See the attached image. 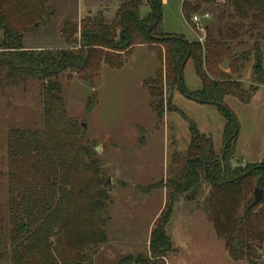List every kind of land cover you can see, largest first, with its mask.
Masks as SVG:
<instances>
[{
  "label": "trees",
  "instance_id": "1",
  "mask_svg": "<svg viewBox=\"0 0 264 264\" xmlns=\"http://www.w3.org/2000/svg\"><path fill=\"white\" fill-rule=\"evenodd\" d=\"M49 1L0 0V73H6L8 83L17 79L38 82L43 101L41 119L29 129L10 130L7 138L10 248L0 254V263L95 264L93 255L108 243L110 192L94 145L84 142L86 129L67 111L62 79L67 74L69 79L79 75L93 86L102 66L122 69L125 57L146 46L162 63L155 78L145 83L153 100H158L151 105L157 126L166 111L179 112L189 126L190 143L184 152L175 151L171 157L170 176L144 189L166 192L165 208L150 235L148 261L130 255L114 264L164 260L171 251L167 226L182 199L202 201L204 215L232 260L256 264L264 249V200L255 208L251 203L256 188L264 190V164L232 165L230 146L239 135V126L225 100L248 105L256 87L264 86V0H226L223 6L215 0H183L187 23L210 6L221 13L217 36L206 26L202 44L162 30L163 0H131L119 7L112 20L98 13L76 26L66 23L60 32L66 46L61 49L26 50L23 39L29 28L52 19L53 14L47 13ZM145 5L150 12L142 17ZM245 34L253 39L257 84L249 90L232 77L239 63L232 44ZM226 59L232 61L230 74L220 69ZM189 61L200 80L194 92L187 90L183 78ZM164 92L166 111L161 100ZM175 92L220 109L232 125L224 132L226 143L232 138L224 155L218 154L208 134L172 106ZM92 110L89 104L87 111ZM170 147H175L174 140Z\"/></svg>",
  "mask_w": 264,
  "mask_h": 264
},
{
  "label": "rangeland",
  "instance_id": "2",
  "mask_svg": "<svg viewBox=\"0 0 264 264\" xmlns=\"http://www.w3.org/2000/svg\"><path fill=\"white\" fill-rule=\"evenodd\" d=\"M128 1L131 0H50L47 13L53 14L52 19L29 28L23 46L26 50L61 49L66 46L60 34L66 23L79 25L89 12L92 15L103 13L112 20L120 5ZM164 1L162 30L166 34L184 36L190 42L199 41V36L206 37L207 31L196 32L192 21L187 23L185 20L183 0ZM215 1L217 6L226 2ZM148 13L147 6H143L140 16L146 17ZM206 14L210 15L207 21L204 19ZM219 14L212 6L196 13L203 20L204 27L208 26L214 32L212 36L219 31ZM2 37L0 32V40ZM261 44L264 57V42ZM232 45L239 61L238 72L232 77L249 90L257 86L254 83L253 39L245 34ZM226 60L230 61L228 69L223 68ZM226 60L220 69L230 74L232 61ZM160 68L162 63L156 53L141 46L125 57L122 69L102 66L93 86L79 75L69 79L67 74L62 79L67 111L78 123L85 124L84 142L94 145L110 192V212L106 217L108 243L93 255L95 264H114L130 255L142 256L148 261L150 235L165 208L166 192L147 193L144 189L169 177L171 157L175 151L184 152L190 143L189 126L180 113L165 110L166 92L161 98L165 101L166 114L157 126L151 105L158 100H153L145 83L154 79ZM6 77V73H0V254H6L10 248L7 138L12 129L31 128L41 119L43 112L42 90L38 82L17 79V82L8 83ZM183 78L189 92L200 87L192 61L187 64ZM256 88L257 93L248 105L233 98L225 100L239 126V135L230 146L234 167L264 164V86ZM174 94L172 106L212 138L218 154L223 152L226 144L224 132L229 125L220 109L215 105L199 104L180 92ZM89 104L93 107L91 112L87 111ZM172 140L175 147H170ZM201 206L202 201L198 204L185 199L177 202L167 226L171 251L164 260L154 259L146 264H248L246 260H232ZM262 252L256 264H264V249Z\"/></svg>",
  "mask_w": 264,
  "mask_h": 264
},
{
  "label": "water",
  "instance_id": "3",
  "mask_svg": "<svg viewBox=\"0 0 264 264\" xmlns=\"http://www.w3.org/2000/svg\"><path fill=\"white\" fill-rule=\"evenodd\" d=\"M185 65H186V63H185ZM229 65H230V61L226 60V62L223 64V68L228 69ZM82 127L85 128L86 127L85 124H83ZM231 140H232V138L229 140V142H227L225 144V147L223 150V155H224L226 149L228 148ZM253 197H254V199H253V202L251 203L252 204L251 206H252V208H255L264 200V190H262L260 188H256Z\"/></svg>",
  "mask_w": 264,
  "mask_h": 264
},
{
  "label": "built area",
  "instance_id": "4",
  "mask_svg": "<svg viewBox=\"0 0 264 264\" xmlns=\"http://www.w3.org/2000/svg\"><path fill=\"white\" fill-rule=\"evenodd\" d=\"M204 19L207 21L210 19V15L206 14ZM192 23H193V27L194 30H196V32H201V33H206V27H204L203 25V20L200 19L197 15L192 17ZM205 36V35H204ZM204 36H199V41L201 44L204 42L205 37Z\"/></svg>",
  "mask_w": 264,
  "mask_h": 264
},
{
  "label": "crops",
  "instance_id": "5",
  "mask_svg": "<svg viewBox=\"0 0 264 264\" xmlns=\"http://www.w3.org/2000/svg\"><path fill=\"white\" fill-rule=\"evenodd\" d=\"M163 2H165V1L163 0ZM122 5H123V4H122ZM120 6H121V5H120ZM147 8H148V12H150L149 6H147ZM87 15L89 16V15H92V14L89 12ZM143 47H144V46H143ZM137 48H139V47H137ZM31 50H32V49H31ZM199 88H200V87H199ZM199 88H198V89H199ZM196 91H197V90H196Z\"/></svg>",
  "mask_w": 264,
  "mask_h": 264
}]
</instances>
